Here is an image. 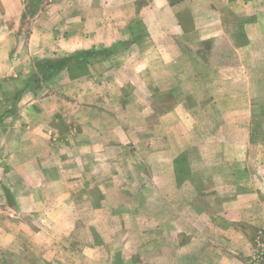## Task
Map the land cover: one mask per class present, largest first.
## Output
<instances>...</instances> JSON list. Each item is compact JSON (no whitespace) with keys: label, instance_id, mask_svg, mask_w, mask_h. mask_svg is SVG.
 I'll use <instances>...</instances> for the list:
<instances>
[{"label":"rangeland","instance_id":"374dc122","mask_svg":"<svg viewBox=\"0 0 264 264\" xmlns=\"http://www.w3.org/2000/svg\"><path fill=\"white\" fill-rule=\"evenodd\" d=\"M246 18L245 12L229 16L232 22L245 23ZM64 29L63 0H0V122L6 116H18L28 130L39 109L33 110L25 102L49 95L59 99L63 87L74 84L71 80L81 75L76 62L86 66L88 58L63 56ZM227 29L231 40L220 37L219 44L213 46L212 74L186 88L163 92L161 101H153L161 105L140 123L147 139L134 141L139 123H130L132 114L125 113L128 108L123 103L129 94L120 99L121 94L114 93L110 105L107 103L108 116L102 114V106L84 110L82 120L70 113L71 118L63 113L52 116L53 134L67 133L65 142L72 145L78 142L77 131H86L84 140L92 131L100 141L99 151L87 162L85 156L52 155L57 165L49 171L51 176L56 177L63 168V203L45 202L46 194L57 195L54 183L59 181L43 188L44 175L39 171L33 174L40 217L27 240L20 234L12 237L10 242L18 243V248L3 246V233L17 230L15 221L26 225L27 220H21L12 209V188L5 186L6 190L0 191V264H219V248L231 253L232 247V240L229 244L219 240V230H245L247 240L240 242V252L246 264L264 263L262 226L243 220L238 224L241 229L232 228L230 219L219 217L226 202L251 190V180L264 174V28L255 29L253 47L239 52L233 45L245 46L247 42L233 40L241 37L235 35L237 27ZM239 30L244 31L242 38L248 39V30ZM103 53L110 61L103 67L113 69L117 53L114 49ZM217 66L231 70L219 75L214 71ZM12 68L16 75L1 73ZM71 88L69 98L74 99L75 87ZM237 94L239 100L250 98L251 108L219 107V96L231 100ZM55 98L53 107L59 103ZM231 110L240 115L239 128L231 120ZM162 114L173 118L165 123V136L174 134L168 143L155 139ZM122 116L125 123L119 122ZM120 128L125 136L133 134L129 142L103 147L105 142L118 144ZM167 147L179 154L166 153ZM105 159L116 164L101 169L97 176L93 164L104 167ZM10 173L0 172V180Z\"/></svg>","mask_w":264,"mask_h":264},{"label":"crops","instance_id":"0c3cea01","mask_svg":"<svg viewBox=\"0 0 264 264\" xmlns=\"http://www.w3.org/2000/svg\"><path fill=\"white\" fill-rule=\"evenodd\" d=\"M241 12L247 15L245 23L229 20L230 15L238 17ZM229 27H237L235 35L241 36L234 35L233 40L236 43L247 42L245 46L233 45L237 52L253 47L257 41L255 29L264 28V0H63V28H65L63 56L74 54L76 60L86 57L88 61L86 66L83 62L81 65L76 62L77 68H80L82 73L76 75L75 80H71L74 84L70 86L66 84L63 87L61 98L54 97L59 102L54 107L52 95L25 102V105H29L33 110L39 109L28 130L21 126L24 119L18 116H6L0 122V131H2L0 172L6 170L11 172L8 178H1L0 191L1 193L5 191V186L12 188L14 193L12 200L15 202L12 209L18 211L21 220H27L26 225L15 221L17 229L15 231H4L3 246L9 249L18 248V243L14 246L10 242L12 237L20 234L22 239L27 240L36 230L35 224L40 216L37 215L36 210L38 198L34 189L38 184L33 176L35 172L39 171L44 175L43 188L52 187L55 180L59 181L54 183L58 188L57 195L46 194L47 198L44 201L63 203V168H59L56 177L51 176L49 171L54 167L53 164L57 165V161L53 162L52 155L75 154L81 158L85 156L87 162L89 156H95L99 151L100 141H96L92 131L85 140L83 133L86 131L84 132L83 129L77 131L75 136L78 142L72 145L65 142L69 139L67 133L55 131L53 134L51 130L53 115L63 113V117L71 118L73 116L67 115L70 113L76 117L80 116L82 120L85 118L84 110H98L95 106H102L105 107L102 114L108 116L105 112L111 110L107 103L109 101L110 105L114 93L121 94L120 99L129 94L123 99V103H126L128 108L125 113L132 114L129 118L130 123H139L135 126L134 141L147 139V132L143 131L140 123L145 122L148 112L154 113L155 107L161 105L160 102L153 101H161L162 96L159 95L163 92L186 88L188 83L195 81L197 83L201 78L212 74L210 63L213 58V46L219 44L220 37L231 40L232 35L227 29ZM240 28L248 30L246 32L248 39L242 38L241 34L244 31L239 30ZM140 35L142 38L139 37ZM112 49L117 53L116 65L113 69L104 68L103 65L110 61H106L107 55L103 52ZM10 53L11 50H8L7 57H10ZM216 70L219 71V75L220 73L227 75V71L231 68L217 66L214 71ZM1 73L3 76L4 73L16 75L13 68ZM73 86L75 98L71 99L69 96H72ZM239 95L231 100L227 95L219 96L217 99L219 107L233 105L251 108L252 100L250 98L239 100ZM214 103L215 101L211 106L215 105ZM231 112L229 114L231 120L236 123L235 128H239L237 123H241L240 115L233 114L232 110ZM119 114L124 115L122 111ZM245 116L246 122H249L250 116L248 114ZM159 121L155 130V139L168 143L170 138H174V134L172 132L165 136L164 128L165 123H170L173 118L171 115L162 114L159 116ZM119 122L125 123L123 116ZM247 128L249 130V125ZM117 135L118 144L105 142L102 146L113 145L115 148L125 143V140L128 141L127 139L133 134L128 132L125 136L124 129L120 128ZM113 136L114 134L110 136L112 141ZM167 150L166 153L171 151L179 154L175 148L167 147ZM102 161L104 167L98 166V163L93 164L97 166L95 169L92 168L97 176L101 169L106 167L112 169L116 164L112 159ZM160 169L157 165V170ZM251 183L253 187L251 190L239 193L236 198L221 207L219 217L230 219L232 228L241 229L238 224L246 220L255 226L260 224L263 228L260 231L264 232V174L260 178L255 177ZM45 215L43 218H46ZM21 230L27 231L23 234ZM224 236H226L225 241ZM245 236V230H219V240L226 244L232 240L231 253L219 248V264H246L240 252V242L247 240ZM219 245L222 246L220 242ZM226 254L230 257H224Z\"/></svg>","mask_w":264,"mask_h":264},{"label":"trees","instance_id":"16d2710c","mask_svg":"<svg viewBox=\"0 0 264 264\" xmlns=\"http://www.w3.org/2000/svg\"><path fill=\"white\" fill-rule=\"evenodd\" d=\"M41 79H42V80H43V79L45 80V79H46L45 75H44L43 77H41Z\"/></svg>","mask_w":264,"mask_h":264}]
</instances>
